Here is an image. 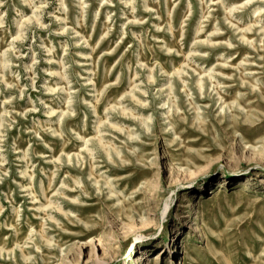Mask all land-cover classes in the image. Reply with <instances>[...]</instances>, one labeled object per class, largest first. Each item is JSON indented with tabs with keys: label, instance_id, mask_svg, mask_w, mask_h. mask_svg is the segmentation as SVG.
<instances>
[{
	"label": "rangeland",
	"instance_id": "374dc122",
	"mask_svg": "<svg viewBox=\"0 0 264 264\" xmlns=\"http://www.w3.org/2000/svg\"><path fill=\"white\" fill-rule=\"evenodd\" d=\"M0 264H264V0H0Z\"/></svg>",
	"mask_w": 264,
	"mask_h": 264
},
{
	"label": "bare ground",
	"instance_id": "6f19581e",
	"mask_svg": "<svg viewBox=\"0 0 264 264\" xmlns=\"http://www.w3.org/2000/svg\"><path fill=\"white\" fill-rule=\"evenodd\" d=\"M154 258V257H153Z\"/></svg>",
	"mask_w": 264,
	"mask_h": 264
}]
</instances>
